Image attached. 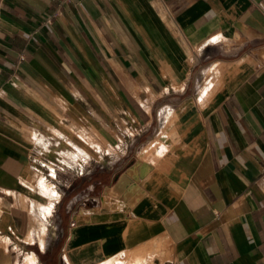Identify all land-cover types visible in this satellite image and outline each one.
Masks as SVG:
<instances>
[{
	"label": "crops",
	"instance_id": "obj_1",
	"mask_svg": "<svg viewBox=\"0 0 264 264\" xmlns=\"http://www.w3.org/2000/svg\"><path fill=\"white\" fill-rule=\"evenodd\" d=\"M32 258L264 264V0H0V264Z\"/></svg>",
	"mask_w": 264,
	"mask_h": 264
},
{
	"label": "water",
	"instance_id": "obj_2",
	"mask_svg": "<svg viewBox=\"0 0 264 264\" xmlns=\"http://www.w3.org/2000/svg\"><path fill=\"white\" fill-rule=\"evenodd\" d=\"M138 160L132 157L122 169V172L114 177L113 186L104 188L100 197L83 201L77 208L74 220L77 223L84 221V217L90 213H117L128 210L127 202L138 191L135 176V166Z\"/></svg>",
	"mask_w": 264,
	"mask_h": 264
},
{
	"label": "bare ground",
	"instance_id": "obj_3",
	"mask_svg": "<svg viewBox=\"0 0 264 264\" xmlns=\"http://www.w3.org/2000/svg\"><path fill=\"white\" fill-rule=\"evenodd\" d=\"M43 185V194L46 196V198H47V202H48V204L46 205V206H43V207H41V206H37V205H34L33 207H36V208H38V211L39 210H43V211H45L47 214H49V213H51V209H52V204H53V201L54 200H56L57 199V193L54 191V190H52V189H50V188H48V187H45L44 186V184H42ZM45 232V231H44ZM42 238V237H41ZM135 253V252H134ZM137 256H139V255H137ZM139 259V258H138ZM129 260V259H128ZM132 260H134L133 258H132ZM131 260V261H132ZM28 263L27 264H35V258H32L30 261H27ZM134 262V261H133ZM98 264V263H97ZM137 264V263H136Z\"/></svg>",
	"mask_w": 264,
	"mask_h": 264
},
{
	"label": "rangeland",
	"instance_id": "obj_4",
	"mask_svg": "<svg viewBox=\"0 0 264 264\" xmlns=\"http://www.w3.org/2000/svg\"><path fill=\"white\" fill-rule=\"evenodd\" d=\"M48 155H50V154H48ZM80 161V159H77V162H79ZM42 184H43V182H42ZM44 186L45 187H48V188H50V189H52L49 185H47V184H44ZM53 190V189H52ZM45 196V195H44ZM46 197V196H45ZM38 206V205H37ZM39 207V206H38ZM33 212L37 215V216H39V217H42V218H45L46 216H48V215H50V213L49 214H47L45 211H43L42 209L41 210H39L38 211V208H36V207H33ZM126 263L127 264H131V262L128 260V261H126Z\"/></svg>",
	"mask_w": 264,
	"mask_h": 264
},
{
	"label": "built area",
	"instance_id": "obj_5",
	"mask_svg": "<svg viewBox=\"0 0 264 264\" xmlns=\"http://www.w3.org/2000/svg\"><path fill=\"white\" fill-rule=\"evenodd\" d=\"M61 2H66V1H68V0H60Z\"/></svg>",
	"mask_w": 264,
	"mask_h": 264
}]
</instances>
